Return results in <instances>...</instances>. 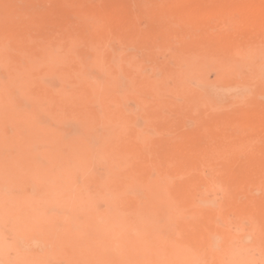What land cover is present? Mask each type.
I'll return each mask as SVG.
<instances>
[{"label": "bare ground", "instance_id": "obj_1", "mask_svg": "<svg viewBox=\"0 0 264 264\" xmlns=\"http://www.w3.org/2000/svg\"><path fill=\"white\" fill-rule=\"evenodd\" d=\"M153 3L155 8L150 13L143 11L138 15L127 0H0V166L8 168L15 184L24 183L22 186L31 188L28 211L24 209L27 213L16 216L18 236L27 243L21 248L20 257L16 256L20 262L7 258L10 263H5L7 259L0 256V264H264V113L240 108L248 93L244 99L238 90H232L243 70H249L246 83L252 80L264 83V46L252 48L253 43L250 46L247 38L248 41L243 40L251 48H245L239 40L232 42V35L228 34L230 28L240 27L253 30V37L256 34L264 39V0ZM145 16L153 22L169 21L168 28L158 24L154 32L152 29L151 34H144L138 23L139 17ZM192 28L201 30L199 40L185 43L182 33ZM213 30L217 33L213 34ZM247 34L251 36L249 31ZM143 35L150 36L154 45L162 39L175 41L173 45H177L178 52L174 56L178 55L179 61L184 60L187 65L175 69L173 62L174 68L165 76L152 77L153 96H162L164 90L187 94L188 77L201 76L203 66L213 67L216 62L214 67L218 64L217 68L222 70L219 75L226 81L225 86L221 82L229 99L241 98L240 101L236 98L241 110L234 112V116H230L231 112L230 117L227 114L213 124L207 122L203 129L197 127L200 129L197 136L205 141L202 147L172 140L167 150L154 146L157 155L151 160L142 152L141 145L148 138L143 137L142 129L133 121L140 107L133 115L125 101L136 99L140 95L136 92L137 84L145 78L147 81L145 57L141 64L139 59H132L135 54L118 52L114 44L123 46ZM158 35L163 37L159 41ZM207 38L223 42L217 49L227 52L230 58L223 53L224 63H218L217 59L212 62L211 59L221 56L215 53L214 57V52L211 54L214 58L205 54L200 57L199 49L204 48L201 43ZM194 46L196 53L189 54ZM162 47L158 49H164L163 55L166 47L168 51L174 50L172 46ZM255 57L259 60L255 61ZM168 58L169 62L174 59L171 54ZM153 62L152 66L158 67ZM216 79L211 83H217ZM168 80H173L174 85L170 86ZM145 82L144 87L150 88ZM252 85L257 86L256 82ZM142 88L139 90L143 93ZM251 90L249 94L254 91ZM254 92L248 96L253 97ZM140 96L137 99H144ZM215 100L217 105L219 99ZM142 101L146 104L145 99ZM213 114L209 118L217 115L216 111ZM251 136L262 140L260 150L256 151L263 154L258 151V156L254 154L257 147ZM189 137L188 134L184 138ZM184 138L181 140L185 141ZM206 170L210 177L224 180V200L218 204L196 195L195 188L203 181ZM4 176L0 174L1 178ZM9 187L7 190L12 186ZM4 194L1 199L6 198ZM1 201L5 203V199ZM20 202L23 203L22 199ZM243 216L250 220L247 231L240 221ZM3 217L0 212V237ZM251 240L259 246L257 258L251 253L254 247ZM5 246L4 243L3 249Z\"/></svg>", "mask_w": 264, "mask_h": 264}, {"label": "rangeland", "instance_id": "obj_2", "mask_svg": "<svg viewBox=\"0 0 264 264\" xmlns=\"http://www.w3.org/2000/svg\"><path fill=\"white\" fill-rule=\"evenodd\" d=\"M134 1V2H133ZM138 1V2H137ZM155 2V0H150V3H151V5H150V3H149V0H146V1H144V0H127V3H128V5H129V7H131V9L132 10H135L136 11V13L138 14V15H142V13H143V11L145 12V14H148V13H150L151 11H152V9H154L155 8V3H153V2ZM215 2V1H214ZM136 3V6H133L134 4ZM140 3H142V6H141V4ZM145 4V5H144ZM146 6V7H145ZM136 7H137V9H136ZM139 7L141 8V9H139ZM145 7V8H144ZM144 8V9H143ZM131 10V11H132ZM151 10V11H150ZM139 22L140 23H138L139 24V27L142 29V31H143V33L145 34H151L152 32H151V30L153 29V32H154V29L157 27V25L158 24H161V27H163V29L165 28V29H167L168 28V25H169V21H167V20H164L163 22L161 21V23H159V21H157V20H154V22L152 21V19L151 18H148L147 19V17L145 16V17H143V18H141V17H139ZM142 23V24H141ZM163 23V24H162ZM144 24V25H143ZM143 28H142V27ZM151 28V29H150ZM233 28V29H232ZM232 28H230V30L228 31V34L231 36L232 35V39H231V37L229 36V39H231V41L232 42H234V43H239L238 42V40L240 41V43H242L241 45L244 47V44L246 45V47L245 48H251V47H248V45H247V42H245V41H248L247 40V38L248 39H250L251 40V38H252V40L253 41H248V42H250V46H252L253 45V47L252 48H255V47H259V45H261V46H264V39H262V38H258L257 36H256V34H255V36L253 37V35H252V31L253 30H249V29H243V28H238L237 27V29H236V27H232ZM148 29L150 30L149 32H148ZM240 29V30H239ZM242 29V30H241ZM236 30H238V31H236ZM190 31V32H189ZM193 31H195V32H193ZM233 31H235L236 33L234 34V32ZM248 31H249V34H251V36L250 35H246V32L248 33ZM186 32V33H185ZM233 32V33H232ZM238 32H243V35L241 36L240 34L241 33H238ZM194 33V34H193ZM201 33V30H196V29H194V28H192V29H189V30H186V31H184L183 33H182V35H183V37L185 38V43L188 41V42H197L198 40H199V37H200V34ZM215 33H217L216 32V30H213V34H215ZM237 33H238V35H237ZM253 33H254V31H253ZM195 37H194V36ZM146 37L148 36V35H145ZM159 36H162V35H158V38H159ZM234 36H236V38L234 37ZM145 37V38H146ZM188 37V38H187ZM192 37V38H191ZM238 37V38H237ZM245 37V38H244ZM257 37V38H256ZM143 38H144V35H143ZM143 38H139V39H137V40H129L126 44H124L123 43V46H122V44H120V43H115L114 45V47H115V49L119 52V50H120V52H123L124 54H126L127 56L128 55H132V54H135V57L134 56H132V59L133 60H135V61H138L137 59H139V63H141V64H143V62H145V64H143L142 66H143V68L145 69V67L147 66V69L145 70V71H147L146 72V74L148 75V77L150 76V78L148 79V77H147V81H146V78L144 79L145 81V83L148 85V83H149V85L150 84H153L152 82H153V80H152V77H161V75L163 76H165V74L170 70H172V68H174V67H176L175 69H178V68H180V67H184L185 68V66H187V65H185V63L183 62L184 60H180L179 61V58H178V55H177V57L175 58V56H176V54H177V50H178V48H177V45L176 46H174L173 44L175 43V41H173L172 39H170L168 42H170L169 44L170 45H168L167 43V40H164V39H162L163 37H161V38H157L158 39V41L160 40V39H162V41L160 40V42H157V45H154V43H153V40H152V38L149 36V38L147 37L146 39L147 40H145V38L143 39ZM254 38H255V40H254ZM148 39H149V41H148ZM243 41H242V40ZM152 40V41H151ZM209 38H207L203 43H201V44H203L202 46H204V48H202V49H199V54H201V55H199L200 57H202L203 58V56H207V57H209V55H211V54H213L212 52H214V54L216 53H218L217 55L219 56V55H221L222 56V54L224 53V52H220L217 48L220 46L219 44L221 43H216V42H212V40H210ZM136 41V42H135ZM144 41V42H143ZM166 41V42H165ZM173 41V42H172ZM255 41V42H254ZM146 42H147V44H146ZM149 42V43H148ZM161 42H163V43H161ZM210 42V43H209ZM263 42V43H262ZM134 43H135V45H134ZM139 43H141V44H139ZM211 43H212V46H211ZM216 43V44H215ZM251 43H253L252 45H251ZM129 44V45H128ZM132 44V45H131ZM207 44V45H206ZM221 44H223V42L221 43ZM255 44V45H254ZM117 45V46H116ZM121 45V46H120ZM125 45V46H124ZM137 45V46H136ZM149 45V46H148ZM158 45H159V47L162 49V48H164V47H162V46H169L168 48H171V46H172V50L173 51H175V53L173 52V51H170L171 49H169V51H168V49H167V47H166V51H165V55H163V51H164V49H163V51L162 50H159L160 48L158 47ZM210 47H209V46ZM120 46V47H119ZM127 46V47H126ZM140 46V47H139ZM174 46V47H173ZM213 46H215V47H213ZM119 47V48H118ZM130 47V48H129ZM212 47V48H211ZM125 48L127 49V50H129V52L127 51V50H125ZM129 48V49H128ZM143 49V50H141V49ZM155 48V51L154 50H151V51H149L150 49H154ZM159 48V49H158ZM195 48V46L194 47H192V50L191 49H189L190 50V52H189V54L191 53V51H193V52H195L194 50H196V48ZM208 48V49H207ZM122 49H124V51H126V52H124V51H122ZM146 49V50H145ZM215 49V51H212V50H214ZM145 50V51H144ZM148 50V51H147ZM201 50V51H200ZM207 50H208V52H207ZM211 51V53H210V51ZM218 50V51H217ZM152 51H154V52H152ZM160 51H162V53H160ZM143 52H145V54L143 53ZM151 52L154 54H151ZM172 52V53H171ZM202 52V53H201ZM140 53H141V55H140ZM148 53V54H147ZM171 54V57H174V59H176L175 61H177V63L175 62V61H173L172 59V61H170L169 62V60H170V58H168V57H170V54ZM196 53V52H195ZM220 53V54H219ZM225 53H227V52H225ZM223 54V56L225 57V55H227V54ZM158 54H159V56H158ZM173 54V55H172ZM203 54V55H202ZM205 54V55H204ZM216 54H215V56L214 57H216ZM147 55H149V57L147 58L146 56ZM175 55V56H174ZM153 56H155V57H153ZM220 56V57H221ZM221 57V58H223V61H221L222 59H220V57L219 58H214V57H212V55H211V57L210 58H214V59H211V61L213 62V60H214V62L215 61H217L218 63H224L225 61H226V58H225V60H224V57ZM228 56V55H227ZM226 56V57H227ZM145 57V58H144ZM159 57V58H158ZM229 57V56H228ZM130 58H131V56H130ZM144 58V59H143ZM150 58V59H149ZM153 58H155V59H153ZM157 58V59H156ZM230 58V57H229ZM141 59H143L144 61L143 62H140V61H142ZM158 59H159V61H161V62H159L158 61ZM167 59V60H166ZM169 59V60H168ZM215 59H217V60H215ZM220 59V60H219ZM156 61L157 60V62H153V61ZM227 60H228V58H227ZM257 60H259V58L258 57H255V61H257ZM147 61L148 62H150V63H147ZM168 61V63H166ZM229 61V60H228ZM152 62L156 65L157 63L159 64H157L156 66H158V67H155L154 65L152 66ZM173 62L175 63L174 64V67H173ZM181 62H183V63H181ZM166 63V64H165ZM169 63H171L170 65H169ZM216 63V62H215ZM212 64L213 65V67H214V65L216 66V64ZM180 64V65H179ZM184 64V65H183ZM151 65V66H150ZM161 65H163V66H161ZM167 65V66H166ZM179 65V66H178ZM148 66H150L149 68H148ZM152 67L154 68V70H152ZM168 67V68H167ZM212 66H208L207 68L205 67V66H203V68H202V71L203 72H205V74H203V72H202V74H201V76H190V77H195V78H193V79H191V80H189V78L190 77H188V79H187V81H186V92H187V94L185 95V94H183V93H181V92H179V91H176V92H174L175 90H164V91H162L161 92V95L162 96H160V94L159 95H157L158 96V98H156L157 96H153V92H152V88H153V86L155 85V82H154V84H153V86L152 85H150V88L147 86L146 88H148L149 90H150V92L144 87L145 85H144V82L142 81V83H138L137 84V89L139 88V89H141L142 87L145 89V90H143V91H145V92H143L142 93V90H136V92H137V94L139 95V93H140V97L141 98H144L145 99V101H144V103H146V104H143V101L142 100H144V99H140V101L142 102V103H140L139 102V99H137V97H139V96H137L136 97V99L134 98V97H132L133 98V101H130V100H132V98H129V99H127L125 102H128V103H125L126 104V107H129V108H127L129 111H131V113L134 115V113H135V111H137V109H139V107H140V109H139V111H137L135 114H136V116L134 115V120L133 121H135V123H136V125L138 126V127H140L141 129H142V134L144 135L143 137H147L148 138V140H145L144 141V143H142V145H143V147H142V145H141V150H142V152L145 154V155H147V157H148V159L149 160H151V158L152 157H156V153H157V151H153V147L154 146H161L162 147V149H168V147H169V145L171 144V141L172 140H180V142L182 141V143L184 144V143H186L185 145H189V146H193L194 148H196V147H198L200 144H201V147H202V145H203V143H205V141H201V139H199V136H197V132H199L200 131V129L199 128H204L207 124H213L215 121H218V120H222V118L223 119H225L226 118V116H224V115H227L228 113H231V115L230 116H234L235 115V113H236V111H239V110H241L240 108H248V109H251L252 111L251 112H253L254 110H256V111H258V112H262L263 111V113H264V96H262V93L264 94V83H260L258 80H252L253 81V83H252V81H251V83L250 82H247L246 83V80L245 79H247L248 80V77H249V75H246L247 74V72H249V70H243V73L240 75V77H239V83H234V85H233V83H231V85H233L234 87H232L231 89L233 90V91H236V90H238L239 91V93H240V97L241 98H244L246 95H247V100L245 101L244 99V101H242V104H239V106H240V108H239V106L237 105V99L239 100H241V98L240 97H232V96H230V99H232V100H230L229 99V95H228V93H227V90H225L226 88L224 87L225 86V82L226 81H224V78H223V80H222V75L220 76L219 74H221V71L222 70H220V69H218L217 67H218V64H217V67H214V69L212 70V68H211ZM157 68H159L160 70H161V72L159 71L158 72V70L159 69H157ZM162 68V69H161ZM171 68V69H170ZM216 68H217V70H216ZM175 69H173V70H175ZM207 69V70H206ZM209 69H211V71L209 70ZM166 70V71H165ZM219 70H220V72H219ZM158 72V74L159 75H157V73L156 72ZM210 72V74H209V72ZM149 72V73H148ZM156 73V75H155V73ZM218 72V73H217ZM244 72H245V75H244ZM151 73V74H150ZM162 73V74H161ZM205 77H204V76ZM203 76V77H202ZM219 77V78H215V77ZM248 76V77H247ZM206 77H207V79H206ZM203 78V79H202ZM200 79H202V81L200 80ZM212 79H216V81H217V83L216 82H214L213 81V83H211V81H212ZM219 79V80H218ZM245 80V82H244V80ZM193 80V81H192ZM208 80L210 81V83L211 84H209V82H208ZM242 80V82H244L243 84H242V82H241V84L244 86H242L241 84H240V81ZM169 81V85L170 86H172V85H174V81L173 80H168ZM201 83H200V82ZM207 81V82H206ZM221 81H224V86L222 85V82ZM237 81V82H238ZM192 82V83H191ZM221 83V87H220V83ZM256 82V84H257V86L256 85H252V84H254ZM191 83V84H190ZM193 83H195V84H193ZM207 83H208V85H207ZM215 83V84H214ZM141 84H142V86H141ZM195 85L194 86V88H191V87H193V85ZM214 84V85H213ZM219 84V85H218ZM235 84H237V85H235ZM242 87H240L239 85ZM245 84H248V86H246ZM251 84V85H250ZM216 85H218L217 87H216ZM152 86V87H151ZM208 86V87H207ZM211 86V87H210ZM237 86V87H236ZM251 86V87H250ZM255 86V87H254ZM240 87V88H239ZM256 87H258V88H256ZM135 88H136V85H135ZM142 88V89H143ZM190 90H189V89ZM201 88V89H200ZM220 88H221V90H220ZM247 88V89H246ZM251 88H252V90H251ZM255 88V89H254ZM260 88V89H259ZM187 89H188V91H187ZM195 89H196V91H198V92H200V93H196L195 92ZM251 90V92L254 90H256V92H254V95H259V96H257V97H259V98H256L254 95H253V97L252 96H248V95H252V93L251 94H249L250 93V90ZM263 91H262V90ZM224 90L226 91V92H224ZM232 90H230V91H232ZM261 90V91H260ZM141 91V92H140ZM147 91H148V93H152L151 94V96H149L150 94H148L147 93ZM191 91V92H190ZM174 92V94L172 95V93ZM193 92V93H192ZM206 92H208V93H206ZM221 92V93H220ZM246 92L248 93V94H246ZM142 93V94H141ZM176 93V94H175ZM192 93V94H191ZM197 94V96H196V94ZM202 93L204 94V95H202ZM211 93V94H210ZM223 93V94H222ZM143 94L145 95V96H147V97H143ZM164 94H165V97H164ZM182 95V97H181V95ZM220 94V95H219ZM227 94V95H226ZM246 94V95H245ZM193 95H194V97H193ZM222 95H224V96H222ZM245 95V96H244ZM173 96V97H172ZM177 96V97H176ZM185 96H186V98H188V99H185ZM188 96V97H187ZM221 96V97H220ZM244 96V97H243ZM262 96V97H261ZM156 98V100H154V98ZM159 97H161L160 99H159ZM162 97H164V98H162ZM169 97H171V98H169ZM227 97V98H226ZM252 97V100L250 99V98ZM151 98H152V101H151ZM198 98V99H197ZM206 100H205V99ZM219 99V102L217 103V105H214V100L215 99ZM164 99H165V107H164V105L162 106V104H164ZM179 100V102L177 101V100ZM193 101H192V100ZM200 99V100H199ZM210 100V102L209 101H207V100ZM211 99H212V102H211ZM214 99V100H213ZM229 99V100H228ZM235 99V100H234ZM250 99V100H249ZM258 99V100H257ZM263 99V100H262ZM134 100H135V102L137 101V103H134ZM168 100H170V102H171V104H170V102L168 103ZM197 100H199L200 101V103H201V106H200V104H199V101L197 102ZM203 100L206 102V103H208L207 105H208V107L206 106V104H205V102H203ZM227 100H228V102H229V104L231 105V106H229L228 104H227ZM234 100V101H233ZM239 100V101H240ZM149 101V102H148ZM151 101V102H150ZM174 101H177V103L176 102H174ZM183 101V102H182ZM190 101H192V102H190ZM216 101V100H215ZM251 101V102H250ZM174 102V103H173ZM195 102H197V103H195ZM236 102V104H234ZM244 102V103H243ZM181 103H183L184 105H182ZM186 103V104H185ZM190 103H195V104H193L194 105V107L192 108L191 106H193L192 104H190ZM223 103H225L224 105H223ZM238 103H240V102H238ZM246 103V105H244ZM252 103V104H251ZM256 103V104H255ZM257 103H259L258 105H257ZM261 103H263L262 105H261ZM140 105V106H138V105ZM157 104V105H156ZM168 104H170V105H173L174 107H176V108H173V106H169ZM189 104H190V106H189ZM203 104H204V106H203ZM219 104H221L222 106H225L224 108L225 109H227V110H229V111H226V110H223L224 108L221 106V108H219L220 106H219ZM233 104L235 105V106H233ZM249 104H250V106H249ZM254 104H255V106H254ZM145 105H146V107H145ZM166 105L167 106H169V108H167L166 107ZM180 105V106H179ZM197 105V106H196ZM212 105V106H211ZM253 105V106H252ZM256 105H257V107H256ZM141 106H143V107H141ZM159 106V107H158ZM182 106V107H181ZM215 106V107H214ZM238 106V107H237ZM244 106V107H243ZM134 107H136V108H134ZM159 109H158V108ZM178 107H179V109H178ZM184 107H186V108H184ZM204 107V108H203ZM214 107V108H213ZM229 107V108H228ZM232 107V108H231ZM236 107L238 108V109H236ZM261 107V108H260ZM133 108V109H132ZM181 108V109H180ZM184 108V109H183ZM190 110H189V109ZM192 108V109H191ZM199 108H202V109H199ZM206 108V109H205ZM211 108V109H210ZM158 109V110H157ZM177 109V110H176ZM188 109V110H187ZM194 109H195V111H194ZM199 109V111L201 110V112H202V116H200L201 115V112H199L200 113V115L199 114H197L198 113V110ZM214 109H216V110H214ZM219 109V110H218ZM233 111H232V110ZM254 109V110H253ZM134 110V111H133ZM147 112H146V111ZM162 110V111H161ZM180 110H181V112H180ZM183 110V111H182ZM210 110H212V112L210 111ZM218 110V111H217ZM143 111V112H142ZM158 112V114H159V116H157L158 114L156 113V112ZM163 111H165V112H163ZM193 111V112H192ZM214 111V112H213ZM215 111H216V114L217 115H215ZM221 111H226V112H222L221 113V117L218 115V113L220 114V112ZM155 112V113H154ZM176 112V113H175ZM183 112V113H182ZM187 112V113H186ZM189 112V113H188ZM204 112V113H203ZM235 112V113H234ZM147 115H146V114ZM165 113V117H163V114ZM170 113V114H169ZM214 113V114H213ZM226 113V114H225ZM157 114V115H156ZM166 114H168V115H166ZM184 114V115H183ZM215 115V116H210L211 118H209V115ZM161 115H162V117H163V119H161L162 117H161ZM194 115V116H193ZM199 115V116H198ZM155 116L157 117V118H159V119H155ZM205 116H207V118L205 117ZM217 116V117H216ZM220 117V119H218L219 117ZM224 116V117H223ZM229 116V114H228V117H230ZM227 117V118H228ZM197 118L199 119V120H197ZM204 118V119H203ZM216 118V119H215ZM201 119H202V123H200L201 122ZM215 120V121H214ZM173 121V122H172ZM198 122V124H197V122ZM172 122V123H171ZM196 122V123H195ZM207 122H209V123H207ZM174 123H175V125H174ZM160 124V125H159ZM169 124V125H168ZM170 126V127H169ZM197 127H199V128H197ZM201 129V130H202ZM181 133V134H180ZM191 133H193L194 135H191ZM196 133V134H195ZM187 134V135H186ZM188 134L191 136V137H189V139L188 138H184V137H188ZM186 135V136H185ZM196 136V137H195ZM176 137H177V139H176ZM195 139H194V138ZM198 137V138H197ZM174 138V139H173ZM184 138V140L185 141H183V140H181V139H183ZM254 138V137H253ZM252 138V136H251V140L253 139ZM256 138H257V141H256ZM256 138H254V141H253V143H256V144H259V146H257L256 144H254L255 145V147H257V148H254L253 146V148L255 149V153L254 154H260L261 155V153L262 152H260V151H258V153H257V151H256V149H259V148H261V145L263 144L261 141H260V139L259 138H261V135H259V138H258V136H256ZM262 138H264L263 136H262ZM194 139V140H193ZM198 139V140H197ZM264 140V139H263ZM259 141L262 143H259ZM202 142V143H201ZM264 142V141H263ZM196 143V144H195ZM199 144V145H198ZM200 148V147H199ZM149 150H150V152H149ZM260 150V149H259ZM252 151V150H251ZM263 151V150H262ZM159 154V153H158ZM162 154V153H161ZM258 154V155H259ZM263 154V153H262ZM257 155V156H258ZM2 166V165H1ZM0 166V167H1ZM3 169V170H2ZM7 169V170H6ZM1 170L3 171V172H1ZM6 171V172H5ZM7 172H9L10 173V171L8 170V168H6V167H1L0 168V174H1V176H4L3 178H1L0 177V180L2 179V181H0V186H3V184H4V186L3 187H1L2 188V190H1V188H0V195H1V193H3V190L4 189H6V190H4V191H6L5 192V197L6 198H3V199H1L0 198V200H3V202H4V199H5V203H2V201L0 202V212H2V215L4 216L3 218V224L1 225V237H0V249H3V245H4V243H5V247H4V249L1 251L0 250V253L2 252V254H0V256L2 257L3 256V259H4V257H5V259H9V261H11V262H20V258H18V257H16V256H18L19 255V257H20V252H22V250H23V248H24V246L27 244L26 243V239L24 240V238H22V237H20V236H18V235H20L19 234V232H17V218H16V216L17 217H19V216H21V215H23V214H25V213H27V212H25V207H26V210L28 209L27 207H29V205L27 206V204H28V201H27V198H28V196L31 194L30 192H31V188L30 187H28V186H26V185H24V186H22L24 183H21L20 185L19 184H15L14 183V180H13V178L10 176V175H8V173ZM4 174V175H3ZM204 175H203V181L202 182H200L198 185H197V187L195 188V190H196V195L199 197V198H202V199H207L208 201H210V202H213V203H215V204H218V203H220L221 201H223L224 200V193H223V189H224V186H225V183H224V180H223V178H221V177H219V176H216V177H210L209 176V174L207 173V170L203 173ZM5 178H6V180H5ZM264 178V177H263ZM7 179H9L10 180V182L12 183H9V180H7ZM4 180H5V182H6V184H8L9 186H6V184H5V182H4ZM210 183H209V182ZM207 182L209 183V184H207ZM1 183H3V184H1ZM262 183L264 184V180L262 181ZM210 185V186H209ZM6 186V187H5ZM7 187H9L10 189L9 190H7L8 188ZM22 187V188H21ZM24 187V188H23ZM19 189H20V191H19ZM26 189V190H25ZM15 192V193H14ZM18 192H20L21 194H18ZM27 192V193H26ZM13 193V194H12ZM2 194V195H3ZM16 194V195H15ZM1 195V197H4V196H2ZM10 195V196H9ZM15 196H17V197H19L18 199H17V197H15ZM9 197L11 198V197H13V199L11 198L10 199V202H9ZM24 197L26 198V199H24ZM20 199H22V201H23V203H24V201L26 202L25 203V206L23 205V203L22 202H20ZM24 199V200H23ZM14 200H17L18 201V203H16L15 202V204H14ZM13 203V204H10L9 206H8V204L9 203ZM19 202H20V206H22L21 207V209H20V207H19ZM5 204V205H4ZM17 204V205H16ZM15 205V206H14ZM13 207L16 209L17 208V210H15V209H13ZM2 210V211H1ZM18 210H19V212H18ZM28 211V210H27ZM14 212V213H13ZM20 212H22V213H20ZM17 213V214H16ZM8 215H12V218L13 219H11V217L9 216L8 217ZM14 215V216H13ZM10 219L12 220V223H10L11 221H10ZM15 219V220H14ZM5 220H7V221H5ZM232 220H234V218H232ZM5 221V222H4ZM15 221V222H14ZM20 221V220H19ZM240 221L241 222H243V225H244V228H243V230H245V231H247L248 230V227H249V225H250V220L248 219V218H246V217H241V219H240ZM5 223V224H4ZM8 224H9V226H8ZM3 225H4V227H3ZM11 226H13V229H12V227ZM252 228V227H251ZM13 230L12 231V233H11V230ZM3 233V234H2ZM15 233H16V235L17 236H15L14 237V235H15ZM14 234V235H13ZM3 237V238H2ZM20 237V238H19ZM15 238V239H14ZM21 239H22V241H21ZM2 240H3V242H2ZM15 240V241H14ZM20 241V242H19ZM25 241V242H24ZM17 242H19V243H17ZM251 242L253 243V241L251 240ZM15 243H16V245H15ZM22 244V246H21V244ZM18 244V245H17ZM24 244V245H23ZM254 244V243H253ZM20 245V246H19ZM23 247V248H22ZM18 248V249H17ZM21 248H22V250H21ZM259 246H258V244L256 243V244H254V247L253 248H251V253H253L254 254V256L257 258V257H259ZM7 253V254H6ZM5 255V256H4ZM6 255H7V257H6ZM11 255V256H10ZM8 256H10V257H8ZM16 258H15V257ZM13 257V258H12ZM17 258L19 259V261L17 260ZM8 259L7 260H5L4 262L5 263H8L9 261H8ZM13 261H12V260ZM15 259V260H14ZM8 261V262H7ZM4 263V264H5ZM10 263V262H9ZM20 264V263H19Z\"/></svg>", "mask_w": 264, "mask_h": 264}]
</instances>
